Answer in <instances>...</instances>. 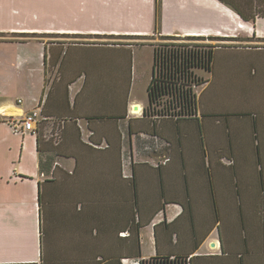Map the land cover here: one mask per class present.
Wrapping results in <instances>:
<instances>
[{
  "label": "crops",
  "instance_id": "crops-1",
  "mask_svg": "<svg viewBox=\"0 0 264 264\" xmlns=\"http://www.w3.org/2000/svg\"><path fill=\"white\" fill-rule=\"evenodd\" d=\"M53 1L0 0V15L53 20L36 35L154 34L125 24L155 19L156 0ZM159 16L162 37L220 43L198 72V120L143 115L151 45L0 39L43 48L0 61V264H137L157 252L264 264V18L244 22L217 0H160ZM7 25L1 34L26 33ZM32 111L34 131L15 134L8 122ZM152 134L170 147L159 167L163 156L141 149Z\"/></svg>",
  "mask_w": 264,
  "mask_h": 264
},
{
  "label": "trees",
  "instance_id": "trees-1",
  "mask_svg": "<svg viewBox=\"0 0 264 264\" xmlns=\"http://www.w3.org/2000/svg\"><path fill=\"white\" fill-rule=\"evenodd\" d=\"M234 11L244 22H252L256 17L264 18V0H217ZM160 0L155 1V23L159 24ZM158 30V28H156ZM188 42L166 43L151 45L154 51L153 76L147 88V105L143 115L152 123L157 118H171L176 122L198 120L196 92L206 80L198 72L208 73L211 67L213 47L192 43L199 38H188ZM9 124L11 122H8ZM152 141H146L141 146L147 156H158L156 165L168 160L170 147L164 145L160 150L161 142L154 134ZM151 140V139H150ZM136 191V189H135ZM182 214L187 210V204L177 201ZM138 210V209H137ZM264 221V216H262ZM142 223V222H141ZM140 221L136 224L135 232L143 227ZM138 236V234H137ZM137 264H191L190 253L187 254H160L138 259Z\"/></svg>",
  "mask_w": 264,
  "mask_h": 264
},
{
  "label": "rangeland",
  "instance_id": "rangeland-1",
  "mask_svg": "<svg viewBox=\"0 0 264 264\" xmlns=\"http://www.w3.org/2000/svg\"><path fill=\"white\" fill-rule=\"evenodd\" d=\"M57 2V3H55ZM63 2L65 3V0H54L50 5V7H52L53 9H62L61 7L65 6L67 3H65L64 5ZM54 5V6H53ZM33 7H36L35 4H32ZM32 8V7H31ZM29 8L28 11L33 10V8L31 9ZM140 11H145V8H141ZM182 11L177 10V15H180ZM186 13H190L188 11H185ZM184 12V13H185ZM129 16V15H128ZM147 19V20H146ZM15 21L18 24H22L23 27H25L24 31L26 32L25 34H21V33H14V34H1L0 33V39L1 40H5V41H30V40H41L43 42L46 43H57V42H65V43H77V42H84L87 40H97V42H101L103 44H120V45H124V44H134V45H161V44H166V43H181V42H188V38H178V37H162L159 35V33H154L152 36L149 37H133V36H106V37H69V38H64L61 36H56V35H36V31L37 29H41L43 27H47V23L53 22V20H47L46 18H40L39 20H35L33 19V17L26 15V14H21L20 17H12V14L10 11H4V14L0 15V29L1 28H6L8 25V23ZM128 21H132L128 24L125 25H129L131 26V28L129 29L130 31L133 32H137V31H143V32H148L147 34H151L152 32H155L156 28H160V24H156L155 23V19L153 18H149L148 16L145 14V19L143 20H139V19H135L134 17H128ZM171 26H176L174 24H171ZM123 29H125V26H122ZM157 30V32H158ZM29 33H35L34 35H31ZM156 41V42H155ZM227 42V41H226ZM192 43H196V44H203V45H209V46H218L220 43L219 41H211V40H198ZM15 49L14 53H12L10 51L11 48ZM25 47H30V48H41L40 51L43 50V48L41 46H39L38 44H24V45H20V44H5V43H0V61H7L10 59H16V63H14L15 65H19V60L21 58L24 57V53H22V50ZM30 76V75H29ZM34 83H33V79L31 78L30 83L32 85V89L33 91H36V89L38 87L35 86V82H39L40 83V77L38 79L37 75L35 74V79H34ZM39 80V81H38ZM18 86L20 87V83L18 84ZM19 93H14V99L19 97L20 95L25 94V89H22L21 87L19 88ZM13 94V93H12ZM209 248L213 247L211 245L208 246ZM144 250L145 251H149L150 246H147V244L144 245Z\"/></svg>",
  "mask_w": 264,
  "mask_h": 264
},
{
  "label": "built area",
  "instance_id": "built-area-1",
  "mask_svg": "<svg viewBox=\"0 0 264 264\" xmlns=\"http://www.w3.org/2000/svg\"><path fill=\"white\" fill-rule=\"evenodd\" d=\"M18 103H20V100H18ZM38 117L39 114L37 111H32L31 113L26 114L21 117L20 120L10 123L12 131L19 135H23L25 132L34 131V122Z\"/></svg>",
  "mask_w": 264,
  "mask_h": 264
},
{
  "label": "flooded vegetation",
  "instance_id": "flooded-vegetation-1",
  "mask_svg": "<svg viewBox=\"0 0 264 264\" xmlns=\"http://www.w3.org/2000/svg\"><path fill=\"white\" fill-rule=\"evenodd\" d=\"M154 33H157V30H155ZM106 36H124V35H97L94 38H97V37H106Z\"/></svg>",
  "mask_w": 264,
  "mask_h": 264
},
{
  "label": "water",
  "instance_id": "water-1",
  "mask_svg": "<svg viewBox=\"0 0 264 264\" xmlns=\"http://www.w3.org/2000/svg\"><path fill=\"white\" fill-rule=\"evenodd\" d=\"M138 109H137V107L136 106H134L133 108H132V111L133 112H136Z\"/></svg>",
  "mask_w": 264,
  "mask_h": 264
}]
</instances>
